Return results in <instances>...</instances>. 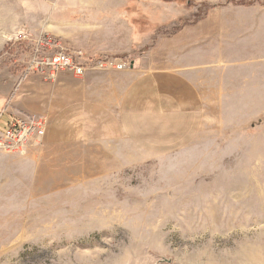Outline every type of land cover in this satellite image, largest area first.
I'll use <instances>...</instances> for the list:
<instances>
[{
	"label": "rangeland",
	"instance_id": "rangeland-1",
	"mask_svg": "<svg viewBox=\"0 0 264 264\" xmlns=\"http://www.w3.org/2000/svg\"><path fill=\"white\" fill-rule=\"evenodd\" d=\"M69 18L80 28L65 38L133 65L144 46L131 37L152 36L149 46L205 19L211 65L191 74L201 126L178 150H132L107 187L61 192L46 208L25 205L18 162L28 154L0 151V264H264V0H0V131L34 78L11 96L33 41L59 49L46 26Z\"/></svg>",
	"mask_w": 264,
	"mask_h": 264
},
{
	"label": "crops",
	"instance_id": "crops-1",
	"mask_svg": "<svg viewBox=\"0 0 264 264\" xmlns=\"http://www.w3.org/2000/svg\"><path fill=\"white\" fill-rule=\"evenodd\" d=\"M53 22L64 27L46 26L48 31L60 32L61 49L85 57L124 55L80 46L75 37L65 38L63 32L80 28L74 18ZM206 28L205 19L187 24L149 46L152 36L145 43L131 37V45L144 48L138 49L130 69L87 72L81 78L60 73L54 81L34 74L15 99L14 92L29 73L22 75L13 86L5 126L10 117L18 115L48 119L42 143L29 147L28 157L18 162L22 167L18 182L26 186L25 205L46 208L52 197L64 196V191L94 185L104 189L114 167L133 164L132 150L144 156L161 155L190 143L203 118V104L191 74L211 65L205 55H211L206 50L211 37ZM83 32L91 36L92 31ZM133 50L131 46L129 52Z\"/></svg>",
	"mask_w": 264,
	"mask_h": 264
},
{
	"label": "built area",
	"instance_id": "built-area-1",
	"mask_svg": "<svg viewBox=\"0 0 264 264\" xmlns=\"http://www.w3.org/2000/svg\"><path fill=\"white\" fill-rule=\"evenodd\" d=\"M33 43L35 48L32 49L26 72L41 75L48 81H54L60 73H70L81 78L87 72H120L133 65L124 57H85L81 52H69L61 48L47 53L44 49L51 48V41L47 38H37ZM47 126L48 119L42 116L10 117L4 130L0 131V151L24 155L29 147L42 143Z\"/></svg>",
	"mask_w": 264,
	"mask_h": 264
}]
</instances>
